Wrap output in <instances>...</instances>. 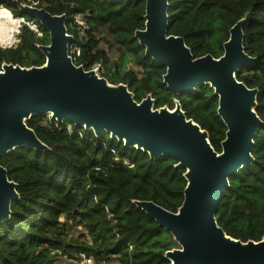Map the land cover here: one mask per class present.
Returning a JSON list of instances; mask_svg holds the SVG:
<instances>
[{"label":"trees","instance_id":"trees-1","mask_svg":"<svg viewBox=\"0 0 264 264\" xmlns=\"http://www.w3.org/2000/svg\"><path fill=\"white\" fill-rule=\"evenodd\" d=\"M44 7L52 14L67 13V29L74 36L76 65H99L112 84L124 82L140 102L152 94L154 108L175 107L178 99L188 118L207 129L212 146L222 152L227 127L218 114L219 97L209 83L177 94L163 81L167 68L146 55L135 33L145 28L146 0H0V17H23L17 44L0 46L4 62L39 66L46 54L50 33L24 5ZM168 33L185 38L195 57L211 53L219 58L234 24L245 19L246 51L257 58L242 66L237 79L257 87V113L262 119L255 136L254 161L229 178L216 218L228 234L246 242L264 237V0H169ZM83 15L87 27L74 22ZM71 15V18H70ZM106 26L119 48L112 58L98 31ZM42 32V33H41ZM7 38V45L15 40ZM27 124L48 150L21 145L0 156L20 198L11 205V217L0 222V264H55L57 253L69 258L93 256L96 264H170L165 256L178 245L173 234L139 208L134 200H153L177 212L185 197V171L177 160L164 154L129 147L107 131L97 136L92 129L58 122L48 114L33 115ZM85 232L70 238L68 223Z\"/></svg>","mask_w":264,"mask_h":264},{"label":"water","instance_id":"water-1","mask_svg":"<svg viewBox=\"0 0 264 264\" xmlns=\"http://www.w3.org/2000/svg\"><path fill=\"white\" fill-rule=\"evenodd\" d=\"M168 1L146 0L145 28L135 38L148 57L167 68L163 81L177 94L203 83L215 89L218 114L227 127L222 152L212 146L208 130L188 118L178 99L173 109L154 108L151 93L138 102L126 83L112 84L94 68L76 65L69 50L74 36L67 29V13L55 15L25 4L49 31L50 41L39 45L46 54L44 64L4 62L0 69V156L21 145L49 149L26 122L40 114L92 129L97 136L107 131L154 159L169 154L176 167L186 170L182 205L174 212L153 200L134 203L179 243L180 248L165 252L170 264H264V237L244 242L224 231L216 218L230 176L254 161V139L262 124L256 109L260 89L237 79L242 66L257 60L243 44L245 19L231 27L222 56L195 57L183 36L168 33ZM17 186L0 163V222L11 217L12 201L20 198Z\"/></svg>","mask_w":264,"mask_h":264},{"label":"rangeland","instance_id":"rangeland-1","mask_svg":"<svg viewBox=\"0 0 264 264\" xmlns=\"http://www.w3.org/2000/svg\"><path fill=\"white\" fill-rule=\"evenodd\" d=\"M11 13H12L13 17L15 19H17V23L15 25V22L11 21V20H9L7 22L8 26L11 29L12 32H11L10 36H9V34L7 35L9 37H6V34L2 35L3 32L0 33V44H3L4 41L7 38L13 37L14 34H15L16 38L10 44L0 45L2 47H11V46L17 44V41L19 39V35H20V32H21L20 27L22 26V24L24 22L28 23L31 28H33L34 30L38 31L36 24H34L32 21L28 22L23 17H17L16 18L12 11H11ZM70 18H71V15H70ZM80 18H81V16L79 15L77 17V19L79 20ZM99 28L100 29H99V31L97 33H98V36L100 35L103 38L102 45H104L106 47V49L108 50V52L110 53L112 58H117V56L119 54V48L114 43L111 33L109 32V30L104 25H101ZM94 69L97 70L98 73L101 74V75L104 72V69H102V68L99 69V65H96L94 67ZM49 116H51V115H49ZM67 228H68L69 237L70 238H74V239L81 237L83 235V233L85 232L84 227H82V225L77 224L76 222H69ZM178 247L180 248L179 243L174 248H178ZM55 264H96V262L94 263V260L92 258H84V259H81V260H78V261L74 262V261L70 260L69 258H66L65 255H60L59 253H57V260H56ZM110 264H115V262H110Z\"/></svg>","mask_w":264,"mask_h":264},{"label":"built area","instance_id":"built-area-1","mask_svg":"<svg viewBox=\"0 0 264 264\" xmlns=\"http://www.w3.org/2000/svg\"><path fill=\"white\" fill-rule=\"evenodd\" d=\"M34 5H36V4H34ZM79 15L80 14L73 16L74 17V22H76L78 25H81L82 27H87V25H88L87 20L83 17V15H80L81 18L78 20L77 17ZM72 53L73 54L76 53V55H79L81 53L80 47H78V46L72 47L71 51H70V54L72 55ZM72 57H73V55H72ZM73 59H74V57H73ZM66 258H69V257L66 256ZM84 258H92L94 260V263H95V258L93 256H87L85 254L80 256V257H78V258H69V259L75 262V261H78V260H81V259H84ZM101 264H110V263L102 262Z\"/></svg>","mask_w":264,"mask_h":264},{"label":"bare ground","instance_id":"bare-ground-1","mask_svg":"<svg viewBox=\"0 0 264 264\" xmlns=\"http://www.w3.org/2000/svg\"><path fill=\"white\" fill-rule=\"evenodd\" d=\"M11 20V21H14L15 22V25L17 23V19H15L14 17H12L11 19H6V18H3V17H0V33H2V35H5L6 34V37H9L10 34H11V29L9 28L7 22ZM9 34V36H7ZM15 36V34L13 35Z\"/></svg>","mask_w":264,"mask_h":264}]
</instances>
